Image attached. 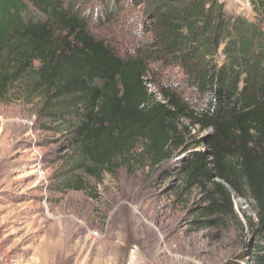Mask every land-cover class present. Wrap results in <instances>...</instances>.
Returning a JSON list of instances; mask_svg holds the SVG:
<instances>
[{"label":"trees","instance_id":"1","mask_svg":"<svg viewBox=\"0 0 264 264\" xmlns=\"http://www.w3.org/2000/svg\"><path fill=\"white\" fill-rule=\"evenodd\" d=\"M253 5L259 22L221 0H0V98L39 100L91 176L117 160L161 167L196 142L180 175L205 191L200 213L222 223L238 218L235 195L253 202L247 257L227 264H264V0ZM130 9L124 50L94 32ZM156 65L179 68L195 99L151 79Z\"/></svg>","mask_w":264,"mask_h":264},{"label":"rangeland","instance_id":"2","mask_svg":"<svg viewBox=\"0 0 264 264\" xmlns=\"http://www.w3.org/2000/svg\"><path fill=\"white\" fill-rule=\"evenodd\" d=\"M221 1L230 14L261 20L253 0ZM123 14L119 27L93 28L122 50L126 30L135 28L129 20L140 12ZM184 78L179 68L160 65L151 76L195 99ZM149 87L161 98L159 87ZM39 105L13 92L0 98V264H227L247 257L244 215H255L252 200L235 195L238 218L215 222V215L200 213L209 204L205 191L183 185L181 164L196 142L161 167L117 160L91 176L78 166L68 127L41 117ZM192 131L200 140L211 130Z\"/></svg>","mask_w":264,"mask_h":264}]
</instances>
